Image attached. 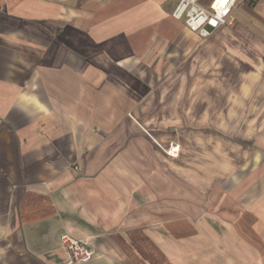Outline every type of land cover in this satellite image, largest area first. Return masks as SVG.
Returning a JSON list of instances; mask_svg holds the SVG:
<instances>
[{"label":"crops","instance_id":"1","mask_svg":"<svg viewBox=\"0 0 264 264\" xmlns=\"http://www.w3.org/2000/svg\"><path fill=\"white\" fill-rule=\"evenodd\" d=\"M175 3L106 0L85 24L83 0H0V264H187L179 225L215 221L235 224L233 264H264L259 167L223 192L210 136L198 169L189 144L235 127L264 145V0L210 37ZM63 233L93 257L72 261Z\"/></svg>","mask_w":264,"mask_h":264},{"label":"rangeland","instance_id":"2","mask_svg":"<svg viewBox=\"0 0 264 264\" xmlns=\"http://www.w3.org/2000/svg\"><path fill=\"white\" fill-rule=\"evenodd\" d=\"M106 0H83V9H84V23L89 22V14L91 10L95 7L96 3H103ZM237 116L244 115L245 112L239 113H229ZM245 132H250L251 129L244 128ZM194 137L193 143L192 140L189 144L193 146L195 152V159L192 163L195 164V168L198 169L202 167L199 165L201 163V158L198 157V153L203 149V144L200 142L202 135L204 133L210 136V147H211V156H212V173H217L219 169H227V173L223 176L212 177V185L215 180L220 182L223 186V192L226 189L233 187L234 182H236L240 177L250 171L251 168L258 166L260 169L259 175V188L257 193L259 197H263L264 200V177L262 176L264 169V145H255L242 142L239 138L236 137L238 129L235 127L227 128V133H223L216 128H195L193 129ZM209 132V133H206ZM264 137V129L260 130V133ZM264 141V138H263ZM180 146V145H179ZM192 150V151H193ZM180 151V150H179ZM262 171V172H261ZM215 177V178H214ZM195 178V177H194ZM200 184H202V177L196 176L195 178ZM219 187H216V196L219 193ZM247 198H244V202L250 201L251 193L247 191ZM224 196V194H223ZM262 200V201H263ZM225 201V200H223ZM225 203L224 211L236 213L237 209L234 206V202H223ZM232 205V206H231ZM217 215L218 213H212ZM235 224L228 223L222 224L218 221L211 222L210 224L195 223L194 225H179L178 237L176 241H172L179 249L180 256L179 258L187 264H233L235 259ZM249 228V227H248ZM167 232V231H164ZM175 239V237H173ZM221 243V249L219 250ZM222 244H225L222 245ZM241 244V243H240ZM244 246L248 248L261 247L257 244L256 241H251L248 238H244ZM252 245V246H251ZM209 249V250H208ZM210 252L211 258L210 261L207 258V253ZM227 254L226 256H224ZM227 257V258H226Z\"/></svg>","mask_w":264,"mask_h":264},{"label":"built area","instance_id":"3","mask_svg":"<svg viewBox=\"0 0 264 264\" xmlns=\"http://www.w3.org/2000/svg\"><path fill=\"white\" fill-rule=\"evenodd\" d=\"M239 0H176L172 15L184 22L186 28L201 37H210L220 28L234 22L233 12ZM180 146L169 148L176 156ZM61 242L70 253L72 261L87 262L95 254V248L86 240L70 233L61 235Z\"/></svg>","mask_w":264,"mask_h":264},{"label":"snow or ice","instance_id":"4","mask_svg":"<svg viewBox=\"0 0 264 264\" xmlns=\"http://www.w3.org/2000/svg\"><path fill=\"white\" fill-rule=\"evenodd\" d=\"M225 2H226V0H225Z\"/></svg>","mask_w":264,"mask_h":264}]
</instances>
